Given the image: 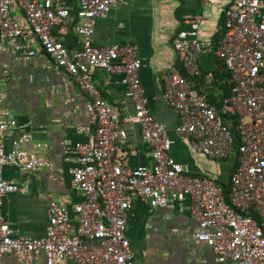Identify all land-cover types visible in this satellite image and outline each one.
Masks as SVG:
<instances>
[{
	"label": "built area",
	"instance_id": "2783aa9c",
	"mask_svg": "<svg viewBox=\"0 0 264 264\" xmlns=\"http://www.w3.org/2000/svg\"><path fill=\"white\" fill-rule=\"evenodd\" d=\"M67 1L0 0V54L11 49L26 60L42 54L64 70L87 97L89 123L95 127L87 142L65 148V162L74 164L72 186L82 197L72 207L76 223L65 204L52 203L44 237L21 236L4 221L2 205L6 195L23 188L6 181L3 170L35 172L47 161L25 149L32 140L26 126L16 125L21 133L6 151L10 113L0 102V264L8 255L23 264H34L41 255L45 264H136L126 235L133 196L152 209L169 210L188 199L190 217L197 223L195 239L211 249L218 264H264V0H197L204 9L184 16L185 27L172 40L180 72L162 77V99L178 117L176 137L188 140L208 160L236 156L227 194L219 183L192 175L169 156L173 141L148 108L136 47L116 42L93 46L97 22L125 0H76L73 31L80 49H68L59 37L71 29L74 4ZM219 3L223 20L218 36L205 42L201 28L207 8ZM204 54H213L229 73V96L220 104L197 89L202 78L207 83L214 79L212 71L203 70ZM94 69L122 76L134 107L131 117L120 121L116 108L103 99L92 80ZM134 122L151 148L150 166L127 168L115 159L119 144L127 140L125 125Z\"/></svg>",
	"mask_w": 264,
	"mask_h": 264
},
{
	"label": "crops",
	"instance_id": "0c3cea01",
	"mask_svg": "<svg viewBox=\"0 0 264 264\" xmlns=\"http://www.w3.org/2000/svg\"><path fill=\"white\" fill-rule=\"evenodd\" d=\"M70 4V0L67 1ZM71 29L59 35L68 49H80V38L74 33L76 0H72ZM222 3L207 8L209 16L202 24V40L214 42L220 30L223 14ZM204 8L197 0H125L95 27L93 46L102 47L112 42L136 47L142 68L139 81L148 99V108L155 119L165 125L173 144L169 156L185 165L190 173L202 179L219 182L210 169L208 160L194 152L189 141L175 135L178 117L174 109L162 99V77L167 72H180V62L173 49L174 35L185 26L184 16L199 14ZM21 16L20 12H16ZM69 46V47H68ZM213 54H204L201 65L205 72L217 68ZM94 85L103 99L115 107L120 121L134 114L133 103L125 96L126 88L119 74L91 71ZM207 83L202 78L197 89L221 102V79ZM0 102L10 113L9 130L4 140L6 151L11 150L21 131L32 140L25 149L43 157L45 168L35 172L19 171L5 167L3 178L13 181L22 192L6 195L3 199L4 221L21 236L42 238L48 225L50 204H65L76 223L72 207L82 201L72 186L70 174L73 163L65 162L66 145L85 143L95 133L86 111L87 97L74 79L42 54L26 60L22 53L11 49L0 54ZM127 140L120 143L115 159L127 168L150 166L151 148L140 135L139 126L125 125ZM82 129V131H80ZM223 187V184H219ZM228 185V184H226ZM133 207L127 218L126 235L135 252L136 264H218L211 249L197 242V223L191 219L189 200L175 204L174 209H152L148 202L132 197ZM5 264H23L12 255L5 257ZM34 264H45L44 256ZM61 264H73L65 261Z\"/></svg>",
	"mask_w": 264,
	"mask_h": 264
},
{
	"label": "trees",
	"instance_id": "16d2710c",
	"mask_svg": "<svg viewBox=\"0 0 264 264\" xmlns=\"http://www.w3.org/2000/svg\"><path fill=\"white\" fill-rule=\"evenodd\" d=\"M215 63L217 65V68L214 69V70H212V73L214 75V81L213 82H215V80H218V78H220L221 79V82H223L219 86L220 91L223 93L222 96H221L222 98L220 99V101L223 102L229 96V85H228L229 73L226 71V69H225V67H224V65H223V63L221 61L215 60ZM200 93H203V92H200ZM207 98H208L209 102H211L212 104H220V103H218L216 101V98H214L211 95H207ZM225 124H227L228 126H231L232 123L230 124V119H225ZM231 130H232V128H231ZM236 165H237V160H236V156H235V164L233 166L232 171L234 170V168L236 167ZM218 183L219 184H223L224 193L227 194L228 193V190H229V184L226 185L224 183H220V182H218Z\"/></svg>",
	"mask_w": 264,
	"mask_h": 264
},
{
	"label": "rangeland",
	"instance_id": "374dc122",
	"mask_svg": "<svg viewBox=\"0 0 264 264\" xmlns=\"http://www.w3.org/2000/svg\"><path fill=\"white\" fill-rule=\"evenodd\" d=\"M77 3V2H76ZM78 4V3H77ZM221 96H222V92ZM209 93H207L208 95ZM235 164V156L231 155L227 160L223 161H214L209 165L211 171H214L217 175V179L220 183L229 184V179L232 174V169Z\"/></svg>",
	"mask_w": 264,
	"mask_h": 264
}]
</instances>
